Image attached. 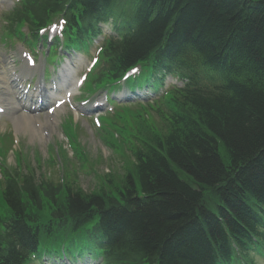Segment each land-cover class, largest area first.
I'll return each instance as SVG.
<instances>
[{
    "label": "trees",
    "instance_id": "trees-1",
    "mask_svg": "<svg viewBox=\"0 0 264 264\" xmlns=\"http://www.w3.org/2000/svg\"><path fill=\"white\" fill-rule=\"evenodd\" d=\"M24 2L14 24L37 29L62 14L81 40L113 18L119 37L103 46L99 81L137 64L222 67L223 51L236 61L226 70V89V81L173 88L154 102L158 115L167 114L165 133L130 143L134 162L118 186L108 176L88 194L73 187L70 172L59 182L37 180L36 172L7 175L2 199L21 227L2 234L0 264L29 256L37 240L31 226L38 233L96 231L107 240L106 264H214L217 255L234 254L231 237L240 249L264 242V0ZM170 48L178 51L169 55Z\"/></svg>",
    "mask_w": 264,
    "mask_h": 264
},
{
    "label": "rangeland",
    "instance_id": "rangeland-1",
    "mask_svg": "<svg viewBox=\"0 0 264 264\" xmlns=\"http://www.w3.org/2000/svg\"><path fill=\"white\" fill-rule=\"evenodd\" d=\"M156 108L157 105L146 109L132 108L120 118H108V122L113 120L114 125L122 128L123 132L127 133L125 135L128 139H130L127 136L128 134L132 137L130 141L127 140L126 143H122L121 139L124 141L125 136H120L117 133L119 144L114 143L119 148H113L106 144V140L112 139L107 127L96 129V124L94 125L92 121L84 117L80 116L78 118L76 114L73 115L76 122H73V125L76 126L78 131L75 138L79 144H77L78 148L74 146L76 143L72 145L73 143L70 144L65 138L62 132L63 125L59 127L60 129L58 125L54 126L53 129L49 127L48 130L51 134H49L48 140L32 139L28 134L20 132L18 135L23 141L22 143L12 133L13 121L11 120V124L9 120L4 118L3 122L0 123V139L3 137L0 148L3 143V149L10 147V150L4 153L7 158L3 164L10 167L11 171H20L21 169H17L19 163L15 159L16 154H20L28 159L24 163V172H26V169L27 171H36L37 180H40L42 175L59 182V179L64 178L65 172H70L71 178L69 179L73 182V187L88 194H92L102 182L104 183L102 180L108 178V176L112 179V183L118 186L122 182L126 169H131L134 162L133 152L136 148L131 144H135L137 147L143 140L153 137L154 134L165 133L167 114L158 115ZM68 114L66 110L59 114V124L65 115V117H68ZM42 117L44 120L45 114ZM13 129L15 130L14 126ZM7 141H10L11 144H7ZM13 144H15L14 147H11ZM60 150L61 154L59 153ZM83 154H85V157H83ZM61 157L63 160H61ZM63 165H66V168L62 169Z\"/></svg>",
    "mask_w": 264,
    "mask_h": 264
},
{
    "label": "bare ground",
    "instance_id": "bare-ground-1",
    "mask_svg": "<svg viewBox=\"0 0 264 264\" xmlns=\"http://www.w3.org/2000/svg\"><path fill=\"white\" fill-rule=\"evenodd\" d=\"M228 54L227 53H224V51L222 52V55L220 56L221 58H225L223 64H230V63H233V61H236L234 60L233 58L231 57H227ZM247 61V66L245 67H249L248 65V61L249 59L247 58H244V60L242 61V63L246 62ZM226 81V85H225V89L227 87V82L228 80L225 79ZM6 84V83H5ZM7 94V93H6ZM65 93H60L58 94L59 96H64ZM8 105V113H9V116L10 118H12L14 124L16 125V127H19V130L20 132H24L26 134H29L31 136V138H34V137H39L40 140H43L47 137L41 135V131L40 129H37L34 127V121H33V118H35L34 116H29L25 113H22L21 115H16L18 109L16 108V106L12 103V102H9L7 103ZM64 106L60 107V109H62ZM48 118L52 121H57V117L53 115H48ZM49 122V121H48ZM48 122L46 121V123H40V125L42 126V128H46L48 126Z\"/></svg>",
    "mask_w": 264,
    "mask_h": 264
},
{
    "label": "snow or ice",
    "instance_id": "snow-or-ice-1",
    "mask_svg": "<svg viewBox=\"0 0 264 264\" xmlns=\"http://www.w3.org/2000/svg\"><path fill=\"white\" fill-rule=\"evenodd\" d=\"M0 111H2V109H0Z\"/></svg>",
    "mask_w": 264,
    "mask_h": 264
}]
</instances>
